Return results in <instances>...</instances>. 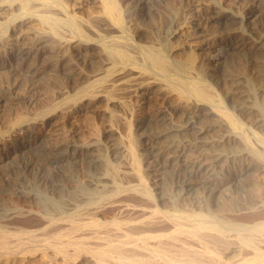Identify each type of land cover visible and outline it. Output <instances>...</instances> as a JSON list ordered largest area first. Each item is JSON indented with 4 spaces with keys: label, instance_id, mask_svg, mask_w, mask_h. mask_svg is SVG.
<instances>
[{
    "label": "bare ground",
    "instance_id": "bare-ground-1",
    "mask_svg": "<svg viewBox=\"0 0 264 264\" xmlns=\"http://www.w3.org/2000/svg\"><path fill=\"white\" fill-rule=\"evenodd\" d=\"M36 1L42 13H36L33 0H7L0 10L15 6L21 17L35 15L61 40L62 30H68L73 40L64 39L100 47L104 60L72 98L39 110L33 120L15 118L12 126L18 124L30 135L13 140L11 148L0 154V170L13 155L34 151L36 158H25L6 184L0 182V262L11 264L19 255L24 259L41 252L49 264H264V136L257 128L252 130L259 144L254 147L235 113L239 111L264 132V33L253 36L244 28L245 17L210 0L202 6L200 20L206 25L223 23L227 35L235 39L219 45L216 64L206 69L197 63L196 52L190 51L185 60H173L157 44L131 40L116 0H93L103 5L106 15H102L108 21L111 18L114 23L109 24L118 32L97 31L95 38L85 32L89 26L83 28L76 14L67 13L65 5ZM56 5L64 17L55 16V8L48 14ZM258 16L262 15H250V22L256 23ZM9 21L0 24L1 34L8 32ZM28 47L17 49L16 65L17 60L31 58L33 49ZM37 49L39 56L42 50ZM48 63L43 60L41 67L28 70L40 74ZM229 66L240 67L229 71ZM224 79L235 87L223 89ZM212 82L223 91L224 99ZM157 90L172 106L167 101L170 107L162 103L164 108L155 109L157 122L144 113L136 122L142 129L136 138L126 121L130 101L116 95L141 94L149 101ZM96 99L106 102L99 112L109 116L105 129L109 146L96 131L95 135V129L90 131L92 139L82 143L51 137L69 113L89 107ZM113 107L122 108L126 116L116 114ZM118 116L128 124L125 136L114 128ZM1 142L2 138L0 146ZM138 143L150 159L145 173L157 176L152 187L143 173ZM41 165L53 169L45 168L47 172ZM79 165L82 179L74 173ZM242 192L247 196H241Z\"/></svg>",
    "mask_w": 264,
    "mask_h": 264
},
{
    "label": "rangeland",
    "instance_id": "rangeland-1",
    "mask_svg": "<svg viewBox=\"0 0 264 264\" xmlns=\"http://www.w3.org/2000/svg\"><path fill=\"white\" fill-rule=\"evenodd\" d=\"M5 1L3 0L2 2H0V4L2 3L7 4V2ZM56 1H58L59 3L58 6L65 5V7L64 6L63 7L67 8L65 9L67 10V13L76 14L77 16L76 15L75 16L78 17L79 23L84 24L83 28L89 26V28L85 29V30L89 29L88 31H85L88 34H90L89 36L91 37L93 36L95 38V36L98 37V34L113 35L118 33L116 31V28L111 26L112 25L111 23H114L112 22L111 18L108 21L107 18L109 17L107 16L104 17V15H102L105 14L104 8L103 5L101 6V4H99V2L93 0H56ZM209 1L210 0H116V2L119 4L118 6L121 8L120 9L121 12L123 13L122 14L123 20L126 23L125 25L127 29H129L128 32L131 40L142 45L157 44L158 46H161L163 49H166L164 50L165 53L173 60H176L177 58H179L180 60L182 59L185 60L186 56H188L187 54L190 51L196 52L194 54H197L196 55L197 63L199 62L198 64L199 65L201 64V66L206 69L216 64L215 61L217 62V60L215 59L214 56L216 55V52L219 49V45H221L223 42L224 43L231 42L235 39V37H233L232 35H227L229 33H227L226 27H224L225 25L223 23L216 22L218 23V25H216V23L214 22L210 23L211 25H214L215 26L214 27L211 26L210 24L209 25L204 24L203 19L200 20V15L202 14V11L204 9L203 7H206L211 2L215 1L216 3H218L216 5L220 7V9H226L240 16L245 17L244 28L248 32L252 31L251 33L253 36H256L258 33L259 34L264 33V0H212L210 1V3H207ZM31 4L34 6V9L37 10L36 13H42L39 7L40 5L36 0H33ZM58 6L56 5V7H53L51 11L49 9V12L47 10L48 14L51 13L55 8L56 9L55 10L56 12L54 11V14L56 13L55 16L61 15V17H64V15H62L64 14V12ZM59 10L61 13H59ZM19 13H20L19 9L17 10V7L15 8V6H11V8L5 6L2 10H0V24L4 23L6 20L12 21V23L10 21L9 23L6 22L7 27H9V29H7L6 27L8 32L6 30L2 32V34L3 33H5V35L8 34L6 38L5 35L1 36L2 34L0 31V36H1L0 37V67H2L0 68V71L3 70V72L1 71L2 73H0V135H1L0 138H2V142L0 146L1 147L0 154H3V152L4 153L7 152L11 148L14 142L13 140L16 139L21 140L23 138H29L30 133L28 131L18 127V124L16 125L14 124L15 125L14 127L12 126L13 123H15V121L17 120L15 118H18V116L20 115V116H26V118H30L29 120H33L35 119V117H37L39 113L45 111L46 109L47 110L50 109L52 106L60 102L62 99H65V97L68 96V98H72L75 92L85 84V80H87L88 76L94 74L95 72H98V70L102 66L101 62L104 60V56H103L104 52L103 53L101 52L103 50H101L100 47L96 48L97 46L93 44L84 45L78 41H73V42L67 41V39L64 38H69L68 40H73V39H71V37L68 36L70 34V31L65 29L62 30V33H65V36L67 37H65L62 34V37L64 36L62 41L60 38L55 37L54 34H52L48 30L50 28H48V26H45L46 24L44 23L40 24L38 18L34 17L35 15L34 16L25 15V17H21L20 15L23 14L21 13L19 14ZM252 14L262 15L263 17L258 16V20L256 21V23L253 22L251 23L249 16ZM101 15L103 17H101ZM10 17L16 19L15 20L10 19ZM18 17H21L22 19ZM101 21H103L102 24ZM106 25H108V28ZM109 25L111 27H109ZM205 25L207 27H205ZM44 26L46 27V29ZM108 29H110V31ZM97 31H99L98 34L96 33ZM109 32H111V34ZM51 35L52 37L53 36L54 37L52 38ZM8 37L10 40L8 39ZM56 40H61V41H58L59 42L58 43ZM11 41L14 43H12ZM65 41H67V43ZM61 42H63V44H60ZM24 46L25 47L29 46L28 48L33 49L31 58L27 59L25 62H21V60L19 62L17 60L18 65H16L15 58L18 57L17 49ZM37 48H41L42 50V52H40L41 54L39 55L41 60L38 61H36L37 58L39 57L37 55L39 53ZM81 51L86 53V55H84ZM43 60L49 63L47 68L44 71L40 72V74L39 73L32 74V72L28 70V68L33 67L35 65L41 67L40 64ZM239 67L240 66H236V67L229 66L228 68L229 71L230 70L236 71ZM251 68L252 66L250 67V69ZM254 68H258V66ZM73 75H75V77H73ZM222 82L224 83L223 89L225 90L232 89L235 87V84L232 83L231 80L224 79L222 80ZM214 88L219 92L220 96L224 99L223 91L217 88L216 85L214 86ZM153 93H155L156 95ZM153 93H151L152 94L151 98L152 97L154 98H152V100L150 98L149 101L148 99H146V97L144 99V96L140 98L141 94L133 95L132 93L128 94V92L117 93L116 96L119 95H121L120 97H122V95L124 97L126 96L127 98L126 97L125 98L122 97V98L125 100L127 99L126 100L127 102L130 101L128 110H130L131 112L125 109L126 114L129 113L127 114L126 117L127 120H126L123 119L124 117H122V116H126L125 112L123 115L121 114V112L123 113L124 110L119 107H113L116 114L122 115L121 118L120 116H118V119L114 122L115 130L118 129L122 134V136H125L127 134L126 131L128 130L127 122L129 121L130 127H132L131 129H133L132 133H134L133 134L134 137L139 138L138 136H140L139 134L142 132L141 131L142 129L138 127L136 122L140 121V117H142L144 113H148L149 115H151L150 117L155 118L154 121L157 122L155 117L157 114H155V112L157 111L158 113V110H160L161 107L164 108L166 105L168 108L169 106L168 104L170 103H168L167 101L171 102L170 105L172 106V101L168 99V97L161 96L162 94H160V90L157 93L156 91ZM129 95H131V97H128ZM137 95L138 97H136ZM8 96L9 97L11 96L10 97L11 99ZM14 96H16V98ZM128 98H130L132 102ZM156 98L158 100H160L161 98L160 101L162 102L160 101L158 102ZM163 99L165 100L163 101ZM100 100L96 99V102L94 101L93 102L94 104L92 103L93 105L92 104L90 105L92 108L90 106L86 108L83 107L84 109L77 112L78 114L76 112L69 113L68 118L65 119L64 121L65 124H63V126H60L59 129L53 135H51V137L54 139L55 138L61 139L64 142L66 141L68 142L69 140H70L69 142H73V141L75 142L79 140L77 143H82L83 141L85 142L92 139L91 137L94 135L90 131H93L95 129L94 133L96 131V133L99 134L103 142L107 146H109L108 142H109L110 134L105 129L108 130L107 126L109 125L108 123H110V120L107 113L99 112L100 111L99 109H101L106 104L104 100H101L102 103H99ZM148 103L151 104L152 106L149 105ZM158 103L161 104L159 105ZM162 103L164 107L162 106ZM158 105L160 108H158ZM48 106L50 108H48ZM89 108L91 112L89 111ZM142 109L145 111H143ZM39 110L41 112H39ZM133 111L134 113H132ZM151 111L152 113H150ZM22 112L26 115L22 114ZM235 113L242 122L245 131L248 130V132L246 133L251 141V144L254 147H259L258 140L253 136L252 130H255L257 128L255 131L257 133L259 132L260 133V134L258 133L259 135L264 136V132H261L262 128L252 125L250 119L248 117H244V115L241 114L239 111H235ZM125 120L127 122H125ZM154 124L157 126L160 125V123L157 124L154 123ZM65 125L68 127H66ZM99 126L103 132H100L101 130L99 128L97 130V127ZM137 128H139L140 131ZM73 129L75 130L74 132ZM87 131L90 132L92 135L89 136L90 133H87ZM72 133L73 134L75 133L74 137L78 135L76 137V140L74 137H71V135L73 136ZM83 133H85V135ZM96 133L95 135H97ZM55 136H59V137H55ZM67 138H71V139H67ZM26 153H27L26 155L25 153L16 156L13 155L10 159H8L9 161H6L8 165L6 167L3 166V169L0 170L1 183L6 184L8 182V180L6 179L11 177V174L13 176L15 175L14 173L16 172V170H19L20 168L19 163L24 162L25 158L35 160L36 155L34 151H31L30 153L29 152ZM137 153H140L143 173L145 179L149 180V181L146 180L147 183L150 182L148 183L149 185L153 184L155 179L157 180V176H155L154 173L152 172L149 174L145 173L148 172L147 165L150 159L147 154V151H145V149L141 146V144L137 145ZM11 159L16 167L11 162ZM6 163L4 162L3 165L4 164L6 165ZM43 166L44 165H41L40 167H42V169L45 171H47L46 170L47 168L49 172L52 171L53 169L51 166H49L50 167L49 169L48 165L47 166L45 165L44 167ZM4 168L7 169L4 170ZM82 170L83 168L81 165H79L77 169H74V173L77 176H79V179H82L83 177L84 173ZM4 173L6 175H4ZM68 174L69 171H65V175L67 176ZM239 194L244 197L247 196V193L245 192ZM29 257L23 259L22 255H19V257L15 258V260H13L11 264L51 263L48 259H46V257L41 252L31 254L29 255ZM0 264H5V261L0 262ZM6 264H10V262Z\"/></svg>",
    "mask_w": 264,
    "mask_h": 264
}]
</instances>
